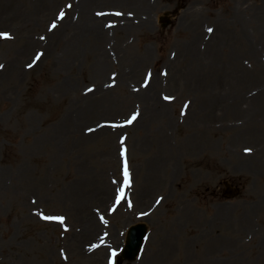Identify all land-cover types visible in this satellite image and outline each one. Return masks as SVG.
I'll use <instances>...</instances> for the list:
<instances>
[{
  "label": "rangeland",
  "instance_id": "1",
  "mask_svg": "<svg viewBox=\"0 0 264 264\" xmlns=\"http://www.w3.org/2000/svg\"><path fill=\"white\" fill-rule=\"evenodd\" d=\"M136 1L0 0V264H264V0Z\"/></svg>",
  "mask_w": 264,
  "mask_h": 264
},
{
  "label": "water",
  "instance_id": "2",
  "mask_svg": "<svg viewBox=\"0 0 264 264\" xmlns=\"http://www.w3.org/2000/svg\"><path fill=\"white\" fill-rule=\"evenodd\" d=\"M228 188L225 190V196L228 197H235V195L238 194V189H231V186L229 184ZM128 239H127V246L124 249L122 255L123 258L126 260H134L135 257L138 255L142 245H143V239L146 236V226L144 224H138L136 226H133L128 231Z\"/></svg>",
  "mask_w": 264,
  "mask_h": 264
},
{
  "label": "snow or ice",
  "instance_id": "3",
  "mask_svg": "<svg viewBox=\"0 0 264 264\" xmlns=\"http://www.w3.org/2000/svg\"><path fill=\"white\" fill-rule=\"evenodd\" d=\"M119 15V13H117ZM63 15V14H61ZM53 27H55V25H53ZM209 31H212V29H209ZM0 37H4V38H11L9 33H0ZM39 58V57H37ZM3 65H0V68H2ZM29 67H31V65H29ZM138 115V114H137ZM136 119V115H133L132 120ZM132 120H129L128 122L131 123ZM246 151H250V149H246ZM125 176H128V171H127V164H125ZM121 194H123V189L120 190ZM44 219H50V220H58L61 223L64 222V217L63 216H44ZM113 255H115V253H113Z\"/></svg>",
  "mask_w": 264,
  "mask_h": 264
},
{
  "label": "bare ground",
  "instance_id": "4",
  "mask_svg": "<svg viewBox=\"0 0 264 264\" xmlns=\"http://www.w3.org/2000/svg\"><path fill=\"white\" fill-rule=\"evenodd\" d=\"M131 2H133V4H138V2L136 1V0H131ZM147 3H146V6L144 7V9H146V11L147 12H149L150 11V6H151V1H146ZM116 3H118V4H122V5H124V3H123V0H116ZM138 8H139V14L140 15H143L144 13H143V4H139L138 5ZM147 15H148V13H147ZM97 18V17H96ZM95 17H92V20H94V19H96Z\"/></svg>",
  "mask_w": 264,
  "mask_h": 264
}]
</instances>
